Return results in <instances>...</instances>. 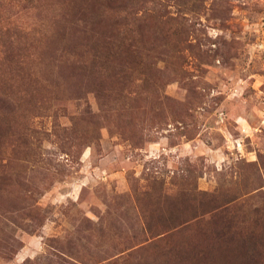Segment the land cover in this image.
I'll list each match as a JSON object with an SVG mask.
<instances>
[{"label":"rangeland","instance_id":"1","mask_svg":"<svg viewBox=\"0 0 264 264\" xmlns=\"http://www.w3.org/2000/svg\"><path fill=\"white\" fill-rule=\"evenodd\" d=\"M0 264H264V0H0Z\"/></svg>","mask_w":264,"mask_h":264}]
</instances>
